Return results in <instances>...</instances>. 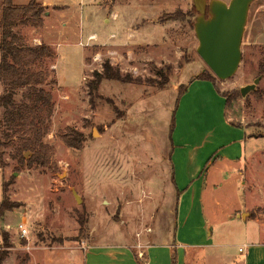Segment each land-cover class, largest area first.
<instances>
[{"label":"rangeland","instance_id":"1","mask_svg":"<svg viewBox=\"0 0 264 264\" xmlns=\"http://www.w3.org/2000/svg\"><path fill=\"white\" fill-rule=\"evenodd\" d=\"M39 2L46 8L42 27L20 25L16 30L30 43H47L57 53L51 63L50 81L57 84L49 141L58 168L19 171L13 149H0V205L4 183L10 200L19 203L4 215L10 231L0 222V249L9 253L4 264H83L86 245L141 239L150 244L151 229H169L160 235L168 239L180 206L173 180L178 153H185V163L187 153L206 142L216 149L235 138L209 85L199 81L189 87L194 77L213 73L197 52L194 0ZM2 6L0 0V20ZM145 23L153 25L138 35L134 29ZM242 50L238 72L217 83L229 99L227 118L252 138L250 154L220 185H214V168L208 173L202 206L211 227H205L204 237L213 239V245L201 249L206 254L198 264H245L247 251L239 248L264 238V0L251 6ZM108 59L126 80L104 79L95 88V74L104 71ZM260 75L257 89L244 97L241 88ZM67 129L83 135L81 151L59 138ZM231 176L236 183H226ZM244 209L247 221L235 217ZM177 219L180 225V215ZM24 220L27 237L19 230ZM188 226L204 229L197 212ZM2 230L9 233V248ZM202 237L193 234L188 240ZM45 254L52 257L49 262Z\"/></svg>","mask_w":264,"mask_h":264},{"label":"trees","instance_id":"2","mask_svg":"<svg viewBox=\"0 0 264 264\" xmlns=\"http://www.w3.org/2000/svg\"><path fill=\"white\" fill-rule=\"evenodd\" d=\"M45 12L46 8L39 0H31L27 4H15L13 0H3L0 20V86L2 87L0 149H13L11 157L17 161L19 171L23 169L55 171L58 168V164L53 159L55 148L49 141L56 111L53 90L57 84L54 79L50 81L54 73L51 63L57 58V53L47 43H30L16 30L20 25L42 27ZM103 67L102 73L95 74V88H99L104 79L126 80L109 59L105 61ZM196 78L214 82L218 79L213 73L201 74ZM218 91L225 97L228 105V96L220 89ZM58 136L70 148L78 151L83 149L85 141L83 135L75 130L60 131ZM3 155L4 153H1L0 156ZM1 163L2 166L6 165L3 160ZM173 180L175 181L174 178ZM3 193L0 218L19 206V203L10 200L8 183H4ZM2 235L6 247H11L9 233L3 231ZM8 254L6 249H0V264L5 263Z\"/></svg>","mask_w":264,"mask_h":264},{"label":"crops","instance_id":"3","mask_svg":"<svg viewBox=\"0 0 264 264\" xmlns=\"http://www.w3.org/2000/svg\"><path fill=\"white\" fill-rule=\"evenodd\" d=\"M47 4L51 3L49 2ZM106 22H110V20L107 19ZM119 23L121 24V22ZM152 25L153 24L145 23L134 29V31H149ZM130 35L133 36V33ZM138 35H140L139 32ZM199 81L208 84L214 92L222 105L225 126L231 131V134L235 135V138L225 144V146L216 149L208 148L206 142L204 147H197L195 150L188 152V160L186 159L185 163L183 162L185 153H178L176 173L173 175V178L175 179L176 187H178V202H180V206L178 205L177 208L176 227L172 229L173 235L171 237L168 239L165 238L164 240L161 237L163 234L169 233V229L166 232L163 229H151L152 233L150 234L154 235L153 242L150 244H143L142 239L139 243L124 241L119 243H104L101 241H94L86 245L82 252L83 264H198L200 258L201 261H203L202 254L205 255L206 253H204V251L202 252L201 249L213 245V239L210 240L208 237H204V231L206 232L205 227L209 229L211 227L202 206L203 193L207 183L206 180H208L209 175L213 173V180L217 181L214 182V185H220L221 183L219 184L218 181H220L223 176L228 173L233 175L232 173L237 166H241L242 162H245L248 154H250V152L247 151V143H249L252 138H250L246 128L237 127L227 118V103L225 97L218 91V79L214 82L194 77L189 87L192 89L193 85ZM254 148L255 147L252 148L251 153L255 150ZM192 159L195 162L191 164L189 161ZM211 168H214V171L208 174ZM238 169L240 170L239 167ZM242 175H244L243 172L240 173V176ZM233 178H235V176H231L226 183H236V180H233ZM194 212H197L198 217H200L201 228L204 229H186L189 228L188 224ZM245 212V209L237 210L235 217L247 221L242 217ZM8 213L10 212H7L6 216H8ZM178 215H180L182 219L180 225L177 223ZM3 219L5 218H0V222L2 220L3 223ZM5 223L6 221H4L3 224L5 227L4 230H8V225H5ZM178 227H180V229H178ZM193 234L198 235V237L203 235V237L199 241L191 242L188 238ZM210 235L213 237L214 231L211 232ZM250 245L251 244L243 245L245 251L242 253L247 251L245 264H264V238L262 237L260 240H257V242H253V246ZM199 254L200 256H198ZM44 257L47 262L52 258L47 254H45Z\"/></svg>","mask_w":264,"mask_h":264},{"label":"water","instance_id":"4","mask_svg":"<svg viewBox=\"0 0 264 264\" xmlns=\"http://www.w3.org/2000/svg\"><path fill=\"white\" fill-rule=\"evenodd\" d=\"M255 1L231 0L228 3L223 0H195V7L199 12L195 23L199 40L197 52L221 80L232 78L241 66L243 39L249 12ZM261 80L262 76L243 86V96L255 91ZM76 196L81 199L78 193Z\"/></svg>","mask_w":264,"mask_h":264},{"label":"built area","instance_id":"5","mask_svg":"<svg viewBox=\"0 0 264 264\" xmlns=\"http://www.w3.org/2000/svg\"><path fill=\"white\" fill-rule=\"evenodd\" d=\"M25 219H26V218H25ZM19 230H20V232H21V237H27V236H28L30 230H29V228H28V226H27V221H26V220H24V221L19 225ZM244 248H245V247H241V248H240V251H241V252L245 251Z\"/></svg>","mask_w":264,"mask_h":264},{"label":"flooded vegetation","instance_id":"6","mask_svg":"<svg viewBox=\"0 0 264 264\" xmlns=\"http://www.w3.org/2000/svg\"><path fill=\"white\" fill-rule=\"evenodd\" d=\"M260 76H262V75H260ZM260 76H259V77H260ZM262 78H263V77H262Z\"/></svg>","mask_w":264,"mask_h":264}]
</instances>
